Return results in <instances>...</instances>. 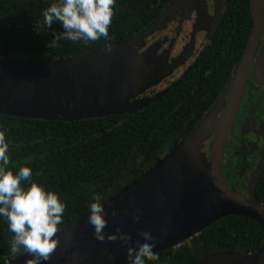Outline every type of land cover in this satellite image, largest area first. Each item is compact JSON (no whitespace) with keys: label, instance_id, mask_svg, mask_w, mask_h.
Instances as JSON below:
<instances>
[{"label":"water","instance_id":"water-1","mask_svg":"<svg viewBox=\"0 0 264 264\" xmlns=\"http://www.w3.org/2000/svg\"><path fill=\"white\" fill-rule=\"evenodd\" d=\"M260 6L261 0H250L251 34L218 121L214 106L151 168L101 203L108 213L103 242L93 237L87 212L57 231V245L42 264H127L126 252L119 245L125 240L130 246L142 243L138 231H151L156 239L153 252L157 254L177 249L226 216L255 222L261 231L259 248L246 254L214 251L191 264H264V207L255 197L253 186L245 202L236 198L225 186L221 166L223 147L263 30ZM0 25L63 31L2 18ZM156 25L151 23L134 36L84 55L57 59L0 57V114L18 119L73 122L142 110L158 97L134 99L155 82L151 56L148 52L138 55L137 48L138 42L151 34ZM253 78L255 82H264V44ZM212 134L207 159L203 144ZM263 170L264 149L253 183L256 184ZM161 225L166 226L163 234L159 230ZM107 236H116L117 240H108ZM30 259L31 256L22 253L5 261L28 264Z\"/></svg>","mask_w":264,"mask_h":264},{"label":"flooded vegetation","instance_id":"flooded-vegetation-1","mask_svg":"<svg viewBox=\"0 0 264 264\" xmlns=\"http://www.w3.org/2000/svg\"><path fill=\"white\" fill-rule=\"evenodd\" d=\"M26 3L37 4L38 11H28ZM249 4L250 0H137L132 7L120 0L112 24L122 27L127 23L126 27L133 31L124 40L151 23L157 24L138 42L139 47L135 46L138 55L148 52L151 56L155 82L134 99H158L134 114L73 121L84 122V140L89 141L105 133L106 128L136 125L135 118H141V123L127 133L133 143L120 145L122 155L114 172L118 177L109 180L114 187L122 190L151 168L214 106L215 121L221 117L252 30ZM260 8L263 30L228 131L221 164L225 186L244 202L252 186L256 194L264 173L253 183L264 149V82L253 78L264 44V0ZM0 18L19 23L26 20L21 24L41 27L35 24L41 20V0H7L5 6L0 4ZM101 119H105L102 129L89 122ZM215 129L214 126L213 134ZM213 134L203 144L207 159ZM9 156L13 157L11 151Z\"/></svg>","mask_w":264,"mask_h":264},{"label":"trees","instance_id":"trees-1","mask_svg":"<svg viewBox=\"0 0 264 264\" xmlns=\"http://www.w3.org/2000/svg\"><path fill=\"white\" fill-rule=\"evenodd\" d=\"M137 0H126V4L134 6ZM53 0H41V13ZM6 5L7 0H0ZM120 0H115L112 21L118 15ZM28 11H38L37 4L26 3ZM26 21V20H20ZM35 24L43 27V17ZM127 24V23H126ZM119 24L111 23L107 39L87 43H72L60 39L56 46L48 44L53 34L36 28L0 25V57L57 59L84 55L110 47L124 40L133 31ZM51 28H60L53 24ZM130 124L107 130L99 137L89 141L84 140L86 127L84 122L39 121L33 119H18L0 114V131L5 133L13 157L9 168L13 172L20 166L30 167L33 181L43 185L46 190L57 193L65 203L63 223L58 225V231L79 219L87 213L88 204L93 194L101 196L100 203L117 193L121 187H114L109 180L116 178L121 158V144L131 145L128 131ZM96 129L104 128L105 119L90 120ZM83 140V142H81ZM176 143V142H175ZM264 171V170H263ZM39 173V175H37ZM26 186V185H24ZM109 190V192H107ZM255 197L264 207V173L256 189ZM12 234L6 224L0 219V264L12 256L8 242ZM261 244L259 226L246 218L226 216L203 229L193 236L189 242L183 243L177 249H167L157 253L158 260L146 261V264H191L201 256L214 251H232L242 254L255 252Z\"/></svg>","mask_w":264,"mask_h":264},{"label":"clouds","instance_id":"clouds-1","mask_svg":"<svg viewBox=\"0 0 264 264\" xmlns=\"http://www.w3.org/2000/svg\"><path fill=\"white\" fill-rule=\"evenodd\" d=\"M114 4L115 0H53L42 10L43 27L51 28L57 24L63 31L59 36L53 34L48 44L55 47L60 39L72 43L107 39ZM9 149L5 133L0 131V219L12 234L9 251L12 256L18 253L31 256L28 264H42L57 245V226L63 223L65 203L57 193L33 181L30 167L20 166L15 172L10 170ZM100 200L99 194H93L87 208V223L93 228V237L103 242L108 213ZM159 230L165 233L166 226L161 225ZM137 236L142 243L130 246L125 240L119 245L126 252L127 264L158 260V255L153 252L156 239L151 231H138ZM107 239L117 240V237L107 236Z\"/></svg>","mask_w":264,"mask_h":264}]
</instances>
